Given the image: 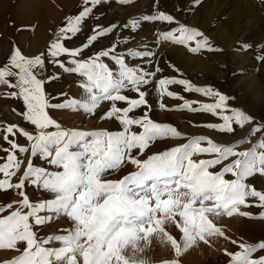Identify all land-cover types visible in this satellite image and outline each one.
Listing matches in <instances>:
<instances>
[{
    "label": "snow or ice",
    "instance_id": "obj_1",
    "mask_svg": "<svg viewBox=\"0 0 264 264\" xmlns=\"http://www.w3.org/2000/svg\"><path fill=\"white\" fill-rule=\"evenodd\" d=\"M104 3L81 0L78 13L65 19L46 51L27 56L13 47L0 65V87L9 89L2 98L22 101L19 115L33 129L0 126V139L8 145L0 148L6 153L0 157V192L19 196L0 204V250L19 253L11 264H146L142 242L150 244L154 234L174 252L175 258L164 264H181L180 257L199 242L228 239L214 217H249L242 208L264 209V191L251 182L264 178V118L234 107L228 95L211 86L193 84L174 65L169 67L180 75H163L156 62L159 54L147 44L131 47L122 35L109 46H95L118 29L134 36L146 22H167L176 26L158 35L161 44L185 46L191 54L222 49L202 31L164 12L142 15L122 27L103 26L96 10ZM89 20L95 21L93 26ZM86 28L90 31L77 46ZM256 59L264 62V54ZM63 74L78 78L81 97L46 93V85ZM171 86L210 102L188 100ZM153 92L161 109L209 114L214 122L204 124L206 129L222 136L248 129V135L227 144L204 135L189 137L173 124L151 118ZM165 98L181 103L169 108ZM105 103L109 107L98 118L117 122L120 130L65 128L50 114L64 110L96 118ZM18 137L26 143H18ZM179 140L186 142L151 151L160 141ZM245 144L251 146L240 150ZM129 166L135 170L121 175ZM29 188L47 198L33 201ZM61 222L64 226L56 233L41 235ZM166 223L176 227L179 239ZM231 242L241 251L225 252L229 264H264V255L253 258L264 251V242Z\"/></svg>",
    "mask_w": 264,
    "mask_h": 264
},
{
    "label": "rangeland",
    "instance_id": "obj_2",
    "mask_svg": "<svg viewBox=\"0 0 264 264\" xmlns=\"http://www.w3.org/2000/svg\"><path fill=\"white\" fill-rule=\"evenodd\" d=\"M17 1L19 0H0V65L9 57L13 47H19L27 56H34L46 51L65 19L70 15L77 14L81 3V0H44V4L42 3L39 8L45 10L47 3L54 6L46 12L49 16L46 13L43 14L47 17L44 25H41L36 18L19 16V12L12 9ZM38 1L35 0L36 3ZM24 3L27 4V2ZM158 12L170 14L176 21L202 31L210 38L213 45L222 51L191 54L185 46L173 45L170 42L161 44L157 40L158 35L161 32L170 31L172 27L176 26L169 25L167 22H146L134 36L128 35V30L121 33L118 29L113 36L97 43L96 49L109 46L114 39H119L122 35L129 39L131 47L147 44L153 52L159 54L156 62L164 68L163 75H180L169 67L174 65L180 69L183 77L193 84L211 86L228 95L234 107L245 110L257 119L264 118V62L256 59L258 55L264 54V0H129L126 4H121L119 0H105L104 5L96 10V14L101 17L98 21L99 24L110 26L114 23L121 27L126 22L139 19L142 15L157 14ZM39 13L41 12L39 11ZM55 14L58 16L55 17ZM94 23L93 20L88 21L89 26H93ZM89 31L90 28H86L85 35L76 40L77 46L84 41ZM243 44L250 45V48L242 50ZM50 71H59V69H50ZM77 79L74 75L63 74L61 79L46 85V93L50 97H54L61 92H66L71 97L74 95L76 97L73 87L79 89ZM171 90L184 95L188 100L210 102L199 94L183 93L181 88L176 86H171ZM8 91L9 89L6 87H0V126L15 124L27 131H32V126L19 115L23 111L22 101L2 98L3 94ZM76 98L79 96L77 95ZM53 102L58 101L54 100ZM163 102L169 108H175L177 104L181 103L172 98H165ZM149 103L152 104L150 116L154 121L171 123L189 137L204 135L219 143L227 144L246 138L248 135V129L238 131L237 136H222L206 129L203 127L204 124L214 122V118L209 114L161 109L154 92L149 96ZM118 106L126 105L120 103ZM108 107L109 104L105 103L98 110L96 118H85L64 110H51L50 114L65 128L118 131L120 126L115 121H112L111 125L110 123L107 125L98 118ZM135 114L139 116L142 113L137 111ZM17 139L21 145L26 143L23 138L18 137ZM184 142L186 141H160L153 145L151 151H162L169 146ZM255 142L254 138L252 143ZM250 146V144H245L240 150ZM7 147L8 145L0 139V148ZM5 156L6 153L0 151V157ZM2 162L0 160V163ZM34 162L40 164L39 160ZM26 164L27 159L25 158V166ZM133 170L135 169L129 166L123 169L121 175ZM15 182L16 178H13V183ZM251 182L257 190L264 191V178L257 176ZM28 193L33 201L47 198V194L34 192L31 188L28 189ZM18 199L19 196L11 190L0 192V204ZM242 210L249 212L250 216L227 217L222 215L214 217V222L221 227L228 239L215 237L210 244L199 242L180 257L181 264H229L230 257L225 252L241 251L238 244H233L232 240L250 245L264 242V219L260 218L264 209L253 206L242 208ZM64 223H53L41 235L56 233L58 228L64 226ZM166 229L178 239L180 238V234L173 224L166 223ZM149 240L150 244L142 242L145 244L142 258L146 264H164L165 261L175 258L170 246L161 245L157 235L154 234ZM18 255L19 253L15 251L0 250V264H11V261ZM261 255H264V251L254 253L253 258H258Z\"/></svg>",
    "mask_w": 264,
    "mask_h": 264
},
{
    "label": "crops",
    "instance_id": "obj_3",
    "mask_svg": "<svg viewBox=\"0 0 264 264\" xmlns=\"http://www.w3.org/2000/svg\"><path fill=\"white\" fill-rule=\"evenodd\" d=\"M21 1H24V0H19V1H17L14 5H13V7H12V9L14 10V11H17L16 9H15V6L17 5V3H20ZM39 1H41V0H39ZM43 2V4H44V0H42ZM47 4H49V3H47ZM24 7H23V9H21V8H19L20 9V11H18L19 12V16H21L22 18H25V17H29V18H33V19H38L39 20V24H41V25H44V23H45V19H46V17L47 16H49V15H47V16H42V14H39L38 12H35L34 14H30V12H29V14H25L24 13V11L26 10V7H27V4L26 3H24V4H22ZM50 5V4H49ZM51 5H53V4H51ZM46 6V5H45ZM54 6V5H53ZM57 12V11H56ZM32 17H31V16ZM36 15V16H35ZM51 17H53V15H50ZM73 91L75 92V94H76V97H77V95L79 96V97H81L82 96V90L79 88V89H77L75 86L73 87ZM73 97H75V95L73 96ZM103 122H105L107 125L110 123V125L112 124V121H110V120H103ZM117 123V122H116ZM105 124V125H106ZM109 125V126H110ZM108 127V126H107ZM107 127H105V128H107ZM125 171V170H124Z\"/></svg>",
    "mask_w": 264,
    "mask_h": 264
},
{
    "label": "bare ground",
    "instance_id": "obj_4",
    "mask_svg": "<svg viewBox=\"0 0 264 264\" xmlns=\"http://www.w3.org/2000/svg\"><path fill=\"white\" fill-rule=\"evenodd\" d=\"M24 2H27V7H26V10L24 11V13L25 14H29V12H30V14L32 15V14H34L35 12H38L39 13V11L42 13V16H44L45 15V13L47 12V11H49L50 9H51V7L53 6V5H49V4H46L47 5V7H46V9L45 10H43L42 8H39L40 6H42V0L41 1H38V3H36L35 2V0H24V1H21L20 3H17V5H16V7H15V9L17 10V11H20V9L19 8H21V9H23V5L22 4H24ZM33 5H35V6H33ZM38 5V6H37ZM1 6V5H0ZM2 9V8H1ZM45 11V12H44ZM41 13H39V14H41ZM55 13V12H54ZM36 14V13H35ZM44 14V15H43ZM47 14V13H46ZM30 15V16H31ZM47 15H49V14H47ZM22 16V15H21ZM33 16V15H32ZM31 16V17H32ZM36 16V15H35ZM56 16H58V14H55V17ZM29 18V17H28Z\"/></svg>",
    "mask_w": 264,
    "mask_h": 264
}]
</instances>
